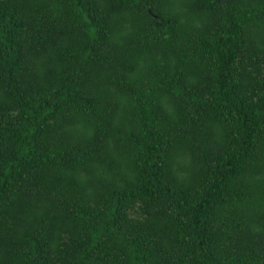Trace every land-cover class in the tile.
<instances>
[{
    "label": "trees",
    "instance_id": "1",
    "mask_svg": "<svg viewBox=\"0 0 264 264\" xmlns=\"http://www.w3.org/2000/svg\"><path fill=\"white\" fill-rule=\"evenodd\" d=\"M0 264H264V0H0Z\"/></svg>",
    "mask_w": 264,
    "mask_h": 264
}]
</instances>
